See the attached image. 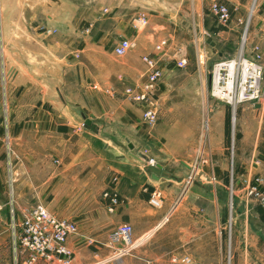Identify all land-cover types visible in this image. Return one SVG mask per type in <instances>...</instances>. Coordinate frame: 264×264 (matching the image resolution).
I'll use <instances>...</instances> for the list:
<instances>
[{"label":"crops","instance_id":"1","mask_svg":"<svg viewBox=\"0 0 264 264\" xmlns=\"http://www.w3.org/2000/svg\"><path fill=\"white\" fill-rule=\"evenodd\" d=\"M219 1L230 9L227 26L206 21L204 10L200 13L195 8L193 12V5L190 14L186 12L188 27L193 30L199 21L213 35L238 36L247 31L249 8L254 2L249 30L264 55V0ZM132 14L118 9L114 12L118 36L103 45L102 30L92 41L76 42L71 36L48 33L29 24L28 17L35 15L23 9H0V222H19L22 210L35 205L74 220L77 232L68 243L77 258L87 249V225L95 226L91 231L102 238L110 227L127 222L139 241L162 231L173 220L175 241L181 242L175 248L176 255L212 264L209 258L215 256L226 222L220 213L230 202L228 178L233 176L231 192L240 226L236 234L238 264H264V209L246 194L247 179L264 177V102L252 103L258 122L252 127L245 120L238 130L236 166L225 151L229 145L227 117L220 111L214 118L209 115L207 129H202L205 104L208 112L213 108L208 103V89H203L204 74H189L188 87L182 88L174 101L176 119L164 125L144 122L143 104L131 100L125 88L142 90L146 64L142 59H129L119 66L103 54L106 50L114 53V45L123 37L136 41L133 50L139 47L140 57L155 53V45L163 38L169 40L165 50L169 56L177 44L173 35H162V24H158L159 29L151 26L154 30L134 33ZM45 27L57 30L51 24ZM180 28L181 23H177L175 35ZM211 44L222 56L217 43ZM89 45L105 50L91 62L79 58ZM167 64L161 62V66ZM161 79L157 85L159 104L161 110L170 109L166 105L170 96ZM87 119L92 124H87ZM129 143L161 165L163 174L158 179L148 170L149 163L129 155ZM197 157L202 160V180L182 194L183 180ZM8 160H12V168ZM211 177L215 181H210ZM155 190L163 194L160 208L149 202ZM105 193L117 194L120 203L114 206ZM18 257L22 263L24 256L16 250L0 248V264H17ZM39 264H49V260L42 259Z\"/></svg>","mask_w":264,"mask_h":264},{"label":"rangeland","instance_id":"2","mask_svg":"<svg viewBox=\"0 0 264 264\" xmlns=\"http://www.w3.org/2000/svg\"><path fill=\"white\" fill-rule=\"evenodd\" d=\"M211 1L212 0H0V9H23L26 11V14L28 12L30 15H35L28 17L29 24L38 26L40 30H46L45 26H49L50 24L54 25L57 28V30L53 29L55 31L54 34L71 36V39L76 40V42L78 40L83 42L84 39L86 42H89L90 40L92 41L98 31L102 30L104 31L102 38L104 40L103 45L111 43L112 36H118V34H116L117 23L113 18L114 12L117 9L122 12L128 11L129 14L133 13V17L131 18V21L133 22L139 15H146L148 18V24L144 27H137L133 24L132 28L135 29L134 33L138 31L146 32V29L149 31L154 30L150 28L151 26L159 29L158 24L164 25V28L159 31H163V36L173 35L175 38L172 37L177 44V46H174L175 50L171 51L170 56L169 52L165 54V51L158 54L160 63H169L161 67L163 69V77L160 83H162V88L165 93L170 96L166 105H169V107L171 106L172 109L162 108L161 110L160 106L158 119L153 125L158 123L164 125L176 119L178 116L176 109L174 108V101L176 95H179V91L182 88L188 87L190 83V73L199 72L200 74H204L203 77L206 81L203 89L207 92L214 62L221 59V57H230L234 54L237 55L239 52L243 53V51L244 54H246V57L251 58L253 56L252 47L254 45L260 47L259 43L256 42L255 35L251 34L249 30L253 24L251 14L253 12L254 2H252L251 7L249 8L250 16L248 17L245 26L247 27V31H241L238 36L230 34H222L221 36L217 34L213 35L209 30L203 28L202 25H199V21L198 25L195 24L193 30L190 25L188 27L187 23L189 22V15H186V12L190 14L193 5V12L195 11V8H197V11L200 9V13L204 10V14H206L204 15V18L206 21L208 19L210 22H214L215 24L218 23L219 26H221L218 18L209 10ZM181 13H183V15ZM177 23L179 25L181 23L182 30L180 28L175 35L173 31L176 28ZM185 24H187V27H184ZM186 28L188 29L187 31H185ZM26 36L27 35H24V38ZM121 39L132 40L131 37H123ZM212 41L217 43L215 47L222 52V56H219L218 52L214 51V47L211 44ZM137 42L139 44L138 39ZM101 51L104 53L105 50H100L93 45H89L83 52H80L79 58H88L91 62L93 57L101 54ZM177 51L187 53L188 64L186 67L180 68L176 66L175 53ZM105 53L106 54H103L105 58H111V60L119 66L129 62V59L131 62L141 60V50H139V47L138 49L129 51L125 56L120 58L116 57L114 53H110V50H106ZM260 62L264 65V55H262ZM91 69L94 70L92 67ZM144 81L145 80L142 81L140 86L141 89ZM263 82L262 79V83ZM159 93L160 91L157 90L156 96H158ZM210 97L208 103H210V107L213 108L208 112L205 104L200 119L202 129L206 131L207 117L209 118V115L210 117L213 115L212 118H214L219 113L218 111H220L223 116L229 118V145L225 151L232 160L231 162L236 166V158L240 152L237 145V139H235L236 134L243 126L245 120H247L253 127L254 124L258 122L259 116L252 110V102L237 104V107L233 110L232 105L215 97ZM205 99L207 100L206 96ZM212 101H214L213 106L211 104ZM262 101L264 102V96ZM204 136L205 134H202L201 138H204ZM248 151L249 150H247V152ZM228 180H230V202L229 205L225 207L226 209H222V213H220V217L225 218L226 222L225 226L221 228L222 240L219 241V243L216 242L215 256L209 258L211 261L210 263L212 264H238V249H236L238 242L236 241V234L238 233L240 226L238 225V221H236L238 215L234 207L235 197H233V193L231 192L233 190L232 184L234 178L229 177ZM150 205L153 208H160L151 203ZM175 225V221L169 220L163 226L165 229L162 228V231H156V233L148 238L145 237L139 241H136L133 231V245H128V248L121 253H117L115 247L120 250L124 248V244L117 243L114 247L111 243V233L117 225L110 227L107 232L101 236L102 238H96L95 234H93L95 232L91 231L95 226L87 225L86 229L90 233L87 235L84 244L88 250L86 249L85 251H82L81 255L75 258L76 252L68 243L70 237L66 242L73 254L70 264H184L179 261V257L182 255H176L178 250H175V248L180 245L181 242L175 241ZM16 230L19 235L20 229L18 226ZM76 232L77 230L71 235L76 234ZM0 248H11L16 250L18 255L24 256L22 263L20 262L21 257H18L19 262L17 264H30L26 262L28 252L24 251L23 246L19 245L18 240H15L14 231L9 222H7V224L3 221L0 222ZM96 253L97 256H94ZM174 258H176V260H174ZM65 259V257H56L55 261H49V264H66L64 262ZM41 260L42 259L40 258L34 264H39ZM203 260L206 261L205 258ZM193 261L200 264L194 259Z\"/></svg>","mask_w":264,"mask_h":264},{"label":"built area","instance_id":"3","mask_svg":"<svg viewBox=\"0 0 264 264\" xmlns=\"http://www.w3.org/2000/svg\"><path fill=\"white\" fill-rule=\"evenodd\" d=\"M209 10L213 13L218 21L223 26H227L231 20L229 7L219 1L212 0ZM148 22L146 15H139L134 20V26L144 27ZM48 33L54 30L46 28ZM168 38L161 39L154 48L155 53L142 54L141 59L146 64L145 81L140 92L137 88L127 87L125 93L131 100H139L145 102V111L142 115L144 122L151 124L158 119L160 107L157 93V85L163 77V69L161 68L160 59L157 54L164 52L169 47ZM136 47L135 40L122 39L114 48L117 56H123L127 52ZM253 56L246 57V54L238 53L230 57H222L214 62L210 74L209 94L219 100H222L231 105L232 99L236 98V103L252 102L260 104L263 100L262 79L264 73V65L260 62L262 52L258 45L252 47ZM179 56V57H178ZM176 66L183 68L188 64V56L186 52L177 51L175 54ZM216 92V93H215ZM10 154V153H9ZM8 154V156H9ZM151 164L155 162L150 159ZM201 158L191 164L187 175L183 180L181 193L186 192L197 180L200 170ZM10 168L14 165L12 160H8ZM233 177V176H232ZM231 177V178H232ZM201 178V177H200ZM202 179V178H201ZM210 181H215V177H211ZM246 194L249 198L256 201L264 209V177L257 176L247 179ZM109 196L111 204L116 206L120 203L117 194L105 193ZM149 202L161 207L163 204V194L160 190H155L150 197ZM112 209V208H110ZM17 226L20 229V234L17 233ZM15 240H18L19 245L23 246L24 251L28 252L27 261L30 264L36 263L40 258L47 259L51 262L55 261L56 257H65L64 262L70 264L73 258L72 251L67 246L66 242L70 235L77 230V225L74 221L61 218L41 205H35L22 210L21 220L12 223ZM133 227L130 223L118 224L111 233V243L124 244V248L115 247L117 253L123 252L127 246L133 245L132 239ZM176 260V258H174ZM179 261L184 264H197L189 255H182Z\"/></svg>","mask_w":264,"mask_h":264},{"label":"water","instance_id":"4","mask_svg":"<svg viewBox=\"0 0 264 264\" xmlns=\"http://www.w3.org/2000/svg\"><path fill=\"white\" fill-rule=\"evenodd\" d=\"M258 106V104H257ZM87 124H92V120L91 119H87L86 120ZM128 147L130 148L129 150V155L133 156L134 158H136L137 160L141 161L142 163L146 164L149 163L147 165L148 170H150L153 173V177L158 179L159 175L162 173L161 172V165L159 164H151L149 162V158L143 154L139 149L135 148L134 144L129 143ZM163 174V173H162ZM195 184H200L199 180H195L194 182Z\"/></svg>","mask_w":264,"mask_h":264},{"label":"bare ground","instance_id":"5","mask_svg":"<svg viewBox=\"0 0 264 264\" xmlns=\"http://www.w3.org/2000/svg\"><path fill=\"white\" fill-rule=\"evenodd\" d=\"M122 40V39H121ZM120 41V40H119ZM134 41V40H133ZM243 41H244V39H243ZM136 42V41H135ZM115 48V47H114ZM128 53V52H127ZM126 53V54H127ZM114 54H115V51H114ZM125 54V55H126ZM125 55H123V56H125ZM115 56L116 57H118V58H120V57H123V56H117L116 54H115ZM146 69H147V67H146ZM144 77H145V75H144ZM145 80V79H144ZM210 85V84H209ZM140 92V91H139ZM208 93H209V89H208ZM216 93V92H215ZM210 95V94H209ZM211 96V95H210ZM156 99H158V98H156ZM230 99H232V101H231V105H232V107H233V110H235V108L237 107V103H236V98H230ZM236 100V101H235ZM137 101H139V100H137ZM140 102H142L143 104H144V106H145V102H143V101H140ZM158 102H159V99H158ZM159 107H160V104H159ZM145 108H146V106H145ZM145 111V110H144ZM150 160V159H149ZM192 165H190V167H191ZM189 167V168H190ZM197 176H200L201 177V175H200V170H199V172H198V175ZM200 177H198V180H202Z\"/></svg>","mask_w":264,"mask_h":264},{"label":"trees","instance_id":"6","mask_svg":"<svg viewBox=\"0 0 264 264\" xmlns=\"http://www.w3.org/2000/svg\"><path fill=\"white\" fill-rule=\"evenodd\" d=\"M226 133L229 137V118L227 117V120H226ZM238 137V133L236 134V138Z\"/></svg>","mask_w":264,"mask_h":264}]
</instances>
